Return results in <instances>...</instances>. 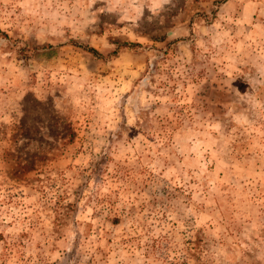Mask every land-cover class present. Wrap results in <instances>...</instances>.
Masks as SVG:
<instances>
[{
  "label": "rangeland",
  "instance_id": "374dc122",
  "mask_svg": "<svg viewBox=\"0 0 264 264\" xmlns=\"http://www.w3.org/2000/svg\"><path fill=\"white\" fill-rule=\"evenodd\" d=\"M0 264H264V0H0Z\"/></svg>",
  "mask_w": 264,
  "mask_h": 264
},
{
  "label": "trees",
  "instance_id": "16d2710c",
  "mask_svg": "<svg viewBox=\"0 0 264 264\" xmlns=\"http://www.w3.org/2000/svg\"><path fill=\"white\" fill-rule=\"evenodd\" d=\"M80 48H82L83 51H85L86 53L90 54L92 57L96 58V59H102L103 55L101 53H99L96 49L92 48V47H83V46H79ZM139 45L136 43H121L118 45L117 49L111 53V56H117L118 55V51L122 50V49H136L138 48ZM28 168V167H27ZM32 168V167H29ZM33 170V169H31Z\"/></svg>",
  "mask_w": 264,
  "mask_h": 264
}]
</instances>
